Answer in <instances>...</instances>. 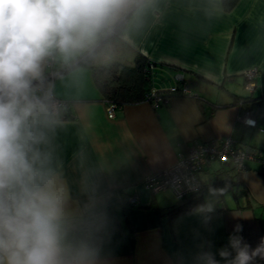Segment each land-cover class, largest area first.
<instances>
[{"label": "crops", "instance_id": "0c3cea01", "mask_svg": "<svg viewBox=\"0 0 264 264\" xmlns=\"http://www.w3.org/2000/svg\"><path fill=\"white\" fill-rule=\"evenodd\" d=\"M206 2L161 0L141 30L108 40L125 63L139 53L161 64L154 68L159 85L151 83L154 89L172 85L163 84L164 74L173 79L181 73L195 95L172 96L156 106L145 100L115 105L110 118L87 65L76 58L67 65L60 62L55 71V58L51 63L55 79L48 88L67 104L54 139L65 173L74 183L87 167L110 188L113 229L106 251L111 264H185L182 257L203 241L211 242L220 259L217 250L227 246L236 224L253 248L264 237V166L257 161H245L241 174L230 161H211L199 173L202 189L181 199L170 189L152 192L143 181L197 143L229 137L238 146L264 150L249 140L254 130L264 129L257 116L264 99V0H238L229 11L221 0H211L209 15L201 7ZM92 60L96 65L110 61ZM252 67L258 73L249 92L241 73ZM230 93L260 100L242 104ZM244 111L251 112L256 126L237 120ZM210 190H215L217 211L205 225L191 210ZM133 194L135 206L127 202ZM177 205L184 210L174 212Z\"/></svg>", "mask_w": 264, "mask_h": 264}, {"label": "clouds", "instance_id": "9594fccd", "mask_svg": "<svg viewBox=\"0 0 264 264\" xmlns=\"http://www.w3.org/2000/svg\"><path fill=\"white\" fill-rule=\"evenodd\" d=\"M160 6L161 0H0V264H111L110 188L87 167L74 183L67 177L54 144L62 110L45 88L44 68L52 58L67 65L109 37L141 30ZM201 7L205 15L214 10L211 0ZM214 196L210 190L191 210L205 225L217 211ZM242 231L234 226L217 250L220 259L210 241L182 259L264 261V237L253 248Z\"/></svg>", "mask_w": 264, "mask_h": 264}, {"label": "built area", "instance_id": "2783aa9c", "mask_svg": "<svg viewBox=\"0 0 264 264\" xmlns=\"http://www.w3.org/2000/svg\"><path fill=\"white\" fill-rule=\"evenodd\" d=\"M53 58L50 59L46 65L45 69L47 78H53L54 73L52 69ZM257 67H252L241 73L245 80L244 87L249 92L253 90L254 78L257 76ZM174 84H172L168 91L178 90V96H191L195 95L187 86L185 79L181 73H177L173 77ZM180 83V84H176ZM151 104L159 105L164 104L170 98L165 97L155 89H151ZM56 100V103L60 108H64L67 104L65 101ZM114 104H107V116L113 117ZM249 118L250 122L246 123L245 118ZM237 120L242 122L244 125L254 127L256 126V120L254 116L251 115L250 111H244L241 115H238ZM259 131H264V129L259 128ZM230 161L237 172H242L245 169V161H257L258 164L264 166V154L257 152L256 150L248 147L238 146L231 140V138L226 137L222 140H211L203 143H197L191 146L188 152L184 155H180L177 161L171 166L165 169L150 174L145 177L144 185L147 189L152 192H157L161 190L170 189L174 193L177 199L184 198L186 196L192 195L199 192L202 189V182L199 177L200 171L205 165L209 164L211 161ZM227 183V182H225ZM129 205L138 204L136 195H130L128 197Z\"/></svg>", "mask_w": 264, "mask_h": 264}, {"label": "trees", "instance_id": "16d2710c", "mask_svg": "<svg viewBox=\"0 0 264 264\" xmlns=\"http://www.w3.org/2000/svg\"><path fill=\"white\" fill-rule=\"evenodd\" d=\"M237 1L238 0H221L222 8L225 11H229L232 7H234ZM109 38L101 41L100 45L106 43ZM93 54L94 52H91L89 54H82L81 56L77 57L79 61L76 63L80 65H87L89 67L93 82L95 83V86L98 88L101 94L100 98H102V100L106 104L120 105L124 103H134L143 100L151 101L152 98L149 95L151 89H154L151 84L152 77H154V68L158 65L161 66V64L157 65L152 60H147L145 56L138 53L136 54L134 59H132L133 61L130 64H128V62L125 63L117 60H112L107 63L96 65L90 62ZM51 81L52 78H47L45 76V88L50 87ZM221 86L222 85H219V87ZM168 88L155 90L159 91V93L165 97L178 96V90H175V92H173L168 91ZM231 95L237 101L242 100V104L260 100V97L251 99V96H237L233 94ZM260 153L264 154V150H261ZM236 173L241 174V172L237 171ZM183 207L184 206L182 205H177L173 210L174 212H179L184 210Z\"/></svg>", "mask_w": 264, "mask_h": 264}, {"label": "rangeland", "instance_id": "374dc122", "mask_svg": "<svg viewBox=\"0 0 264 264\" xmlns=\"http://www.w3.org/2000/svg\"><path fill=\"white\" fill-rule=\"evenodd\" d=\"M118 54V49L114 46H112V43L107 41L104 43L102 46L97 49V51L93 54V62H97L101 59L105 60H117V61H122V58L117 55ZM54 64V70L58 69L59 65H61V61L55 58ZM63 65V64H62ZM65 65V64H64ZM165 78L163 79V84L165 85H171L174 84V80L172 77H168L167 74H164ZM57 78V77H56ZM155 77H152V81L154 80ZM55 79V78H54ZM54 79L52 81H54ZM155 82V80L152 82V84ZM155 84V83H154ZM155 86H159L158 84H155ZM258 116V126L264 127V99H262V103L260 105L259 112L257 114ZM250 142L251 144H255L257 146H260V148H264V132H259V130H254L250 136Z\"/></svg>", "mask_w": 264, "mask_h": 264}]
</instances>
